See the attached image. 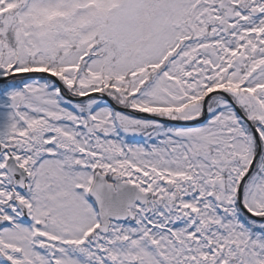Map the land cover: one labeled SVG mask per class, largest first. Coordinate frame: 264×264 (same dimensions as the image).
I'll return each instance as SVG.
<instances>
[{
    "label": "snow or ice",
    "instance_id": "obj_1",
    "mask_svg": "<svg viewBox=\"0 0 264 264\" xmlns=\"http://www.w3.org/2000/svg\"><path fill=\"white\" fill-rule=\"evenodd\" d=\"M0 264H264V0H0Z\"/></svg>",
    "mask_w": 264,
    "mask_h": 264
}]
</instances>
